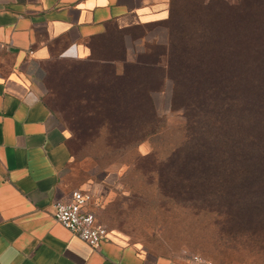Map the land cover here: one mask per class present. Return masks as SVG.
<instances>
[{
	"label": "trees",
	"instance_id": "16d2710c",
	"mask_svg": "<svg viewBox=\"0 0 264 264\" xmlns=\"http://www.w3.org/2000/svg\"><path fill=\"white\" fill-rule=\"evenodd\" d=\"M193 5L174 20L164 44L144 47L121 74L110 64L76 60L83 68L72 104L82 117H99V129L127 118L118 128L127 135L116 145L123 148L167 129L153 99L166 93L168 110L184 122L165 156L154 148L139 154L150 161L147 171H176L178 182L196 187L191 200L264 206V0ZM171 12L170 4L164 21Z\"/></svg>",
	"mask_w": 264,
	"mask_h": 264
},
{
	"label": "crops",
	"instance_id": "0c3cea01",
	"mask_svg": "<svg viewBox=\"0 0 264 264\" xmlns=\"http://www.w3.org/2000/svg\"><path fill=\"white\" fill-rule=\"evenodd\" d=\"M169 5L0 0V264H197L148 253L114 231L92 249L52 217L54 203L75 188L66 171L70 134L47 102L48 68L79 60L121 74L142 51L129 33L164 21ZM139 146L141 155L152 150L148 141Z\"/></svg>",
	"mask_w": 264,
	"mask_h": 264
},
{
	"label": "rangeland",
	"instance_id": "374dc122",
	"mask_svg": "<svg viewBox=\"0 0 264 264\" xmlns=\"http://www.w3.org/2000/svg\"><path fill=\"white\" fill-rule=\"evenodd\" d=\"M196 1L170 0V20L129 33L133 49L164 44L174 20ZM82 68L75 60L53 64L46 95L58 124L70 134L68 179L83 191L86 209L96 221L154 255L198 256L210 264H264V206L191 200L196 187L178 182L176 171H147L150 161L139 155V145L116 147L127 140L118 129L128 124L127 118L115 126L108 119L110 133L98 128L99 117H82L73 106ZM153 99L167 129L149 144L165 156L169 143L178 141L177 128L184 119L168 110L166 93H154Z\"/></svg>",
	"mask_w": 264,
	"mask_h": 264
},
{
	"label": "built area",
	"instance_id": "2783aa9c",
	"mask_svg": "<svg viewBox=\"0 0 264 264\" xmlns=\"http://www.w3.org/2000/svg\"><path fill=\"white\" fill-rule=\"evenodd\" d=\"M52 217L92 249L100 247L107 233L96 221L94 214L86 209L82 190H73L66 199L57 200L53 205ZM192 261L197 264H210L198 256H194Z\"/></svg>",
	"mask_w": 264,
	"mask_h": 264
}]
</instances>
